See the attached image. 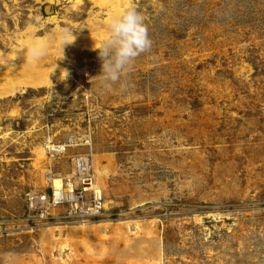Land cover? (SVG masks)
<instances>
[{
  "label": "rangeland",
  "instance_id": "374dc122",
  "mask_svg": "<svg viewBox=\"0 0 264 264\" xmlns=\"http://www.w3.org/2000/svg\"><path fill=\"white\" fill-rule=\"evenodd\" d=\"M129 6L152 45L104 91L94 48ZM57 30L80 44L56 60L69 77L0 99V256L11 254L12 264H264V0H0L8 56L0 72H9L0 88L31 62L33 44L20 34L57 38ZM84 137L107 206L85 225L30 220L26 195L50 192L47 175L73 176V159L88 152L73 146L52 158L40 149Z\"/></svg>",
  "mask_w": 264,
  "mask_h": 264
},
{
  "label": "built area",
  "instance_id": "2783aa9c",
  "mask_svg": "<svg viewBox=\"0 0 264 264\" xmlns=\"http://www.w3.org/2000/svg\"><path fill=\"white\" fill-rule=\"evenodd\" d=\"M74 142L71 144L70 142ZM66 143H51L47 156L59 158L63 156L71 147L83 146L88 149L85 155H77L73 159L74 175L71 177H61L64 181V188L57 190L52 185L54 174L47 175L45 183L51 191L47 192L44 189L32 190L26 195L28 218L38 223H44L49 219H60L71 222H87L96 214L102 211L103 198H97L95 192L87 190L92 180L94 179L93 165V149L89 137H84L76 144L74 140ZM66 190V191H65ZM91 194V197L87 195ZM90 204V206H88ZM64 209V210H60ZM51 210L62 214L53 215ZM63 223V222H62Z\"/></svg>",
  "mask_w": 264,
  "mask_h": 264
},
{
  "label": "clouds",
  "instance_id": "9594fccd",
  "mask_svg": "<svg viewBox=\"0 0 264 264\" xmlns=\"http://www.w3.org/2000/svg\"><path fill=\"white\" fill-rule=\"evenodd\" d=\"M55 37L49 39L47 43H34L26 49V56L33 62H38L48 55L49 44L55 42ZM76 37L72 34V39L67 38V34H61V48L74 43ZM152 41L148 35V29L144 22L143 15L134 7L129 6L118 17H115L109 25V35L98 50L99 59L102 62L100 87L107 91L113 85L118 84L131 70L134 60L142 53L151 48ZM64 59V58H63ZM66 72V78L70 72ZM123 87V85H122ZM0 264H12V255L4 254L0 256Z\"/></svg>",
  "mask_w": 264,
  "mask_h": 264
},
{
  "label": "bare ground",
  "instance_id": "6f19581e",
  "mask_svg": "<svg viewBox=\"0 0 264 264\" xmlns=\"http://www.w3.org/2000/svg\"><path fill=\"white\" fill-rule=\"evenodd\" d=\"M31 30H32V32L35 31V29H33V28H31ZM57 32H58L57 38L55 39L54 43L49 44L48 55L45 58H43L42 60H40L38 62H33L29 59V61H31V62H28V65L22 66L25 64V63L22 64L23 62L21 63V65L20 64L18 65V66H20L21 69L17 70V73L15 72L17 75H14V76L18 77V82L14 83V84L11 83V85L7 84V86H2L0 88V99L4 98V97H8V96H13L18 91L24 92L28 88L40 89V88L52 87L54 84L53 80L55 77H57L58 75L61 77L66 76V72L63 70L65 68H63L61 65H59L58 62H56V60L61 58V56L63 55V50L61 48L60 41H61V34H64L65 31L57 30ZM20 35H21V37H20L19 42L24 43V44L28 43L29 45H32L34 43H47L49 41V39L54 36V35L53 36L47 35L48 37H46V36L42 37L41 36V37H37V39H35V40L34 39L32 40V37L29 36V33L27 31L22 32ZM67 38L69 40H71L72 35H67ZM77 41H78V39L76 38L74 43L67 45V46L78 45L79 43L77 44ZM85 45H88L87 46L88 48L91 47V45H89V44H85ZM54 46H55V48L59 47L60 52L56 53L54 50ZM53 55H55V57ZM7 57H8L7 54H2L0 52V67L3 66V61H5V59ZM7 70H9V69H7ZM0 71H3V70L0 69ZM4 73L6 74L9 72L8 71H4L2 73L0 72V79H2L4 77ZM51 143H52V140L48 141V143L45 146V149H42V150L40 149V153H41L42 157L44 155L46 156V154L48 153V150H49V147L51 146L50 145ZM70 143L74 144L73 141ZM93 162L95 163V159H93ZM74 163L75 162L73 161L72 164L74 165ZM100 175H103V173H100ZM92 181L93 182L91 183L90 187L87 190H92L93 192H95L97 198H103V191L104 190L101 187V185L97 179V175L94 176V179ZM52 185L54 186L56 191L64 188V186H65L63 178H61L60 176H54L53 177ZM103 205L107 206V202L104 199H103ZM80 223H83V225H85L86 223H90V222H80ZM106 224H104V222H103L101 225H106ZM52 227H55V226H52Z\"/></svg>",
  "mask_w": 264,
  "mask_h": 264
}]
</instances>
